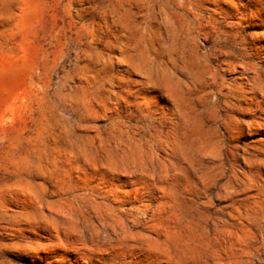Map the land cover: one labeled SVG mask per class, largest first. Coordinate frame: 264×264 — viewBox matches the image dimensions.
Segmentation results:
<instances>
[{"label":"rangeland","instance_id":"obj_1","mask_svg":"<svg viewBox=\"0 0 264 264\" xmlns=\"http://www.w3.org/2000/svg\"><path fill=\"white\" fill-rule=\"evenodd\" d=\"M0 264H264V0H0Z\"/></svg>","mask_w":264,"mask_h":264}]
</instances>
